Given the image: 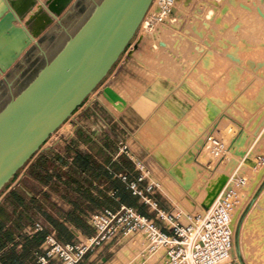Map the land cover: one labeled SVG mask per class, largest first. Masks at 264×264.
I'll return each instance as SVG.
<instances>
[{
	"label": "rangeland",
	"instance_id": "374dc122",
	"mask_svg": "<svg viewBox=\"0 0 264 264\" xmlns=\"http://www.w3.org/2000/svg\"><path fill=\"white\" fill-rule=\"evenodd\" d=\"M98 1L76 0L61 20L51 25L42 35L39 40L42 51L33 45L25 52L8 73L9 84L0 80V109L57 53ZM155 1L157 6L153 8L152 1L147 11L149 14L146 13L148 26L139 25L106 76L63 122L64 125L62 123L50 134L43 146L62 140L70 130L84 128L100 134L110 145L115 144L120 158L124 157L122 161L133 162L131 158L134 153L131 152L130 144L134 141L131 142L129 127L122 120L124 112L136 119L130 108L133 100H140L143 96L150 100L146 115L151 117H146L147 119H152L162 110L169 113L175 124L171 127L173 131L168 130L163 135L167 139L177 129L178 135L185 140L192 128L187 127L183 121L188 118L191 123L193 116L194 120L201 123L197 129L193 128L196 130L193 131V145L185 149L181 146L178 148L169 137L172 147L177 148V154L173 155V160L176 159L173 170H179L178 177L181 179L185 178L187 170L190 172L191 189L183 186L170 173H165L159 178V187L154 189L153 195L159 197L164 205L169 204L166 196L172 199L170 202L176 208L173 209L174 212L180 213L181 221H185L186 210L196 209L198 212L203 209V204H213L228 180L231 181L235 176H240L241 180L246 179L244 187L247 196L237 227V259L241 264H264V39L252 40L246 37V31L240 28L235 7L238 4L254 13L264 26V0H172L171 5L164 3L166 0ZM209 50L219 52L220 58L217 64L211 66L212 72L206 69L211 74V77L206 76L209 83L206 79V83L201 81L203 88L198 92L190 84L188 77ZM105 86L122 93V105L125 108L121 107L123 110L120 109V112L111 109L104 98ZM156 93L160 94L159 98L153 97ZM175 94L180 100L177 102L180 109L176 105L174 107L177 110L169 105V108H174L173 111L168 109L166 101L173 95L176 96ZM209 96H215L223 102L222 105L215 106L216 114L211 116L205 110V105L209 104ZM217 99L215 101L220 102ZM115 115L119 121H115ZM145 121L143 117L138 136L153 152L141 133L144 130L148 138L153 137L152 130L144 129ZM239 129L246 133L244 158L235 156L227 149ZM210 137L216 138L221 147L218 151L212 150L215 151L213 154L211 152L198 156L200 142L206 140V143ZM158 160L166 167L163 161ZM26 163L27 161L4 184L0 193ZM222 177L226 178L225 183H222ZM158 192H162L165 197ZM188 193L192 195V200L195 198L196 206L193 201L191 203ZM248 215L249 218L246 219ZM22 234L25 235L23 231ZM128 241L124 238L121 245ZM119 247L120 245L116 246L114 252L108 253L105 259L114 258ZM123 251L127 254L122 259L123 264L135 257L132 247L124 246ZM103 261L99 260L96 264H103Z\"/></svg>",
	"mask_w": 264,
	"mask_h": 264
},
{
	"label": "crops",
	"instance_id": "0c3cea01",
	"mask_svg": "<svg viewBox=\"0 0 264 264\" xmlns=\"http://www.w3.org/2000/svg\"><path fill=\"white\" fill-rule=\"evenodd\" d=\"M41 1L44 0L38 2ZM75 1L72 0L58 16L59 21ZM3 3L0 0V7ZM58 20L51 25L58 23ZM130 108L136 119L124 112L122 120L129 127L131 142L134 141L130 144L133 157L140 160L148 170L142 185L146 181L158 184L159 178L165 173L168 174V171L145 143H142L143 139L138 136V130L143 123V117L131 106ZM115 117V121H119L118 116ZM62 138L37 150L15 179L0 193V264H38L35 256L40 253L39 243L49 232H54L64 242L83 241L94 234V229L88 223V216L105 208L117 209L120 205H126L148 217L154 215L139 197L132 195L117 176L125 173L132 178L139 171L131 160L122 161L124 157L120 158L115 144L110 145L100 134L84 128L70 130ZM158 193L165 197L162 192ZM188 195L191 203L194 202L196 206L195 198L192 200V195ZM166 197L168 205H164L159 197L152 194V198L161 208L176 210L175 205L170 202L172 199ZM195 210L188 209L186 213H196ZM33 222H40L43 230L32 238L23 235L24 227ZM124 238L129 241L121 245ZM124 238L104 242L88 251L79 264H96L99 260H105L104 264L108 261L105 259L106 255L114 252L119 245L117 251L124 246L132 247L134 256L137 257L131 264H164L162 251H148L140 235Z\"/></svg>",
	"mask_w": 264,
	"mask_h": 264
},
{
	"label": "water",
	"instance_id": "95a60500",
	"mask_svg": "<svg viewBox=\"0 0 264 264\" xmlns=\"http://www.w3.org/2000/svg\"><path fill=\"white\" fill-rule=\"evenodd\" d=\"M3 1L0 79L9 84V69L31 45L42 51L39 40L43 31L58 20L72 0ZM152 1L96 2L57 53L0 109V189L106 76L133 38ZM103 96L118 98L109 86L103 88ZM238 213L239 222L243 213L240 209L231 223Z\"/></svg>",
	"mask_w": 264,
	"mask_h": 264
},
{
	"label": "built area",
	"instance_id": "2783aa9c",
	"mask_svg": "<svg viewBox=\"0 0 264 264\" xmlns=\"http://www.w3.org/2000/svg\"><path fill=\"white\" fill-rule=\"evenodd\" d=\"M171 1L166 0L164 3L171 5ZM42 147L43 145L39 149ZM127 155L130 157L128 153ZM131 159L135 169L139 171L138 174L132 178L125 173H119L117 176L132 195L139 197L153 212V217L143 215L126 205L94 212L88 216V223L94 229V234L83 241L64 242L58 239L54 232L45 234L38 246L40 253L35 256L38 264H77L88 251L104 242L136 235L141 236L148 251H162L164 264L238 262L235 244L238 218L235 223L231 222L240 208L241 198L234 188L242 186L246 179L241 180L240 176H235L223 186L213 204H205L203 209L196 213H185L186 219L181 221L180 213L161 208L152 198L154 189L159 185L152 181H146L142 185L148 170L140 160L133 157ZM41 230L42 224L33 222L24 227L23 233L32 237Z\"/></svg>",
	"mask_w": 264,
	"mask_h": 264
},
{
	"label": "bare ground",
	"instance_id": "6f19581e",
	"mask_svg": "<svg viewBox=\"0 0 264 264\" xmlns=\"http://www.w3.org/2000/svg\"><path fill=\"white\" fill-rule=\"evenodd\" d=\"M153 3H154V6H152V7L155 8V6H157V2L155 0H153ZM152 7H151V9H152ZM235 7L237 9V15L239 17V22L241 23L240 28L243 29V31H246V33H247L246 37L248 39H252V40H256L258 38L264 39V26H262L260 24L261 23L260 20H257L258 17L254 13L246 11L242 6H240L238 4ZM263 13H264V10H263ZM147 14H149V13L147 12ZM146 19H147V15L142 20L141 27L142 26H144V27L148 26ZM262 42H264V40ZM219 58H220L219 52L216 53V52H213L211 50L205 52L204 55L202 56V58L200 59L199 64L196 65V69L194 68L195 69L194 72L192 71L191 75L188 77V81L193 86V88H195L198 92H201V90L203 88V86L200 84L201 81L203 83L205 81V79L207 78L206 76L211 77V74L209 72H207L206 69L210 70L211 66H213L214 63L217 64V60ZM212 69H213V67H212ZM210 72H212V71L210 70ZM208 80L206 79V82ZM206 82H204V83H206ZM207 83H209V81ZM133 85L134 84L132 83V86ZM137 87L138 86H136V88ZM111 89L118 95V98L115 100L106 99V98L105 99L107 100L111 109H113L115 112H120L119 110L121 109V107H123V109L125 108L122 105L123 104V100L121 98V97H123L121 95L122 93H117L115 91V89H113V88H111ZM134 92H136V90H134ZM158 95H160V94L156 93L153 97L159 98ZM177 97H178L177 95L176 96L173 95L172 97H170L168 99V101H166V106L168 107V109L173 110L175 108L174 105H176V107H178L180 109V107L178 106V103H177L180 100H178ZM205 97H208V96H205ZM209 97H210L208 99L209 104H207V106L205 105V110L208 113V115L211 116L213 114H216V112H215L216 107L215 106H217V105L220 106V105H222L223 102H221L220 99H217L215 96H209ZM124 98H125V95H124ZM216 99L219 100L220 102L215 101ZM127 101H128V99H127ZM205 102H206V100H205ZM131 104H132L131 107H133V109L138 114H140L141 116H143L146 119L145 123L143 124V126H146L144 129L147 128V130H149V129L152 130L151 135L153 137H151V138H148L146 133L143 132L144 130L141 133L144 136H146L145 137L146 142H147L148 146H150V148L153 149L152 151H153V153L156 154L155 156L158 157L161 161H163V163L166 165V168L169 169L168 173H170V175H172L173 177L176 178V180L181 182L183 184V186L191 189L192 183H191V178H190V172H188V170H187V172L185 173V178L181 179L178 177L179 176L178 175L179 170H176V169L173 170V166L175 165V160H176V159L173 160V158H174L173 155L177 154V152H176L177 148L175 149L172 147V142H170L169 137L171 139H173V142H175V144L178 146V148L181 146V148L185 149V147H189V146L193 145L194 144L193 141H195V132L193 133V131H196V130H193V128L195 129L196 127H200L201 123L199 122V120H194L193 116H191V119H192L191 123H189L190 120L188 118H187L188 121H187V119H185L183 121L186 123L187 127L192 128V130L190 129L191 131H188L187 138L185 140L181 139L180 135H178V133L176 131L177 129L174 132H172V134H170V136L167 139L165 136L163 137V135L168 130L173 131V129H171V127L175 124V122L171 121L172 117L169 115V113H167L166 111L163 112V110H162V111L158 112L152 119H147V118L151 117V116L146 115L148 110H149V106H150L151 102H150V100H148V98L145 99V96L140 98V100H137V99L133 100L131 102ZM169 105L171 107L173 105L174 108L173 109L169 108L170 107ZM123 109H121V110H123ZM173 111H175V110H173ZM189 124H191V125H189ZM63 125H64V123L62 124V126ZM179 126H181V125H179ZM183 127L185 128L184 125H183ZM188 130H189V128H188ZM245 138H246L245 131L243 129H239L238 133L233 137V139L227 145L228 152L233 153L237 157L240 156V158L241 157L244 158L246 156L245 155L246 153L244 150L245 149L244 148L245 147V140H246ZM205 141H203L202 143L200 142L201 147H199L198 156H203L204 154L211 153V152L213 154L215 151H212V150L218 151L219 148L221 147L220 143L218 142V140H216V138L210 137V140L208 139V141L206 143H205ZM156 151H157V153H156ZM221 181H222V183L223 182L225 183L226 178L224 179V177H222ZM245 184H246V180L244 181L242 186H240V187L238 186V187L234 188L236 190V194L238 195V197L241 198V205L239 208L240 210L242 209V207L246 201V196H247V190L244 187ZM220 191H221V189H220ZM238 214H237V217H238ZM237 217H236V219H237ZM248 218H249V215L246 216V219H248ZM236 219L234 220V223H235ZM123 250H124V247L122 249H120V251L118 250V252L115 254L114 258L108 260L107 262H105V264H123L122 259L125 257V255H127L126 251H123ZM136 257H137V255L126 264H131V262ZM147 257H148V255H147ZM141 258H142V256H141ZM143 258H146V257H143ZM150 261H152V260H150ZM237 261L240 263L239 259H237ZM137 264H138V262H137Z\"/></svg>",
	"mask_w": 264,
	"mask_h": 264
},
{
	"label": "trees",
	"instance_id": "16d2710c",
	"mask_svg": "<svg viewBox=\"0 0 264 264\" xmlns=\"http://www.w3.org/2000/svg\"><path fill=\"white\" fill-rule=\"evenodd\" d=\"M34 235H35V234H34ZM34 235H33V236H34ZM33 236H32V237H33ZM32 237H30V238H32ZM42 239H43V238H42ZM77 264H79V263H77Z\"/></svg>",
	"mask_w": 264,
	"mask_h": 264
}]
</instances>
